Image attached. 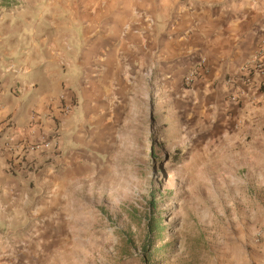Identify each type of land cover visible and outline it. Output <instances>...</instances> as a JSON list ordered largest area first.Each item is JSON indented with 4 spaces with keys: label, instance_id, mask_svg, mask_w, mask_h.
<instances>
[{
    "label": "rangeland",
    "instance_id": "obj_1",
    "mask_svg": "<svg viewBox=\"0 0 264 264\" xmlns=\"http://www.w3.org/2000/svg\"><path fill=\"white\" fill-rule=\"evenodd\" d=\"M17 2L0 9V90L35 49L65 51L66 40L79 54L87 44L80 16L89 0ZM91 7L114 10L115 1ZM159 84L148 92L139 82L119 99L115 86L99 88L105 157L95 175L70 185L68 220L41 222L34 252H9L0 264H264V138L229 119L233 105Z\"/></svg>",
    "mask_w": 264,
    "mask_h": 264
},
{
    "label": "crops",
    "instance_id": "obj_2",
    "mask_svg": "<svg viewBox=\"0 0 264 264\" xmlns=\"http://www.w3.org/2000/svg\"><path fill=\"white\" fill-rule=\"evenodd\" d=\"M113 1L114 10L81 13L87 44L79 54L66 40L65 51L54 43L41 54L35 49L0 90V225L6 221L15 230L0 231V262L9 252H34L41 222L46 229L49 220H68L70 185L95 175L105 157L98 131L103 120L95 113L99 88L115 86L119 99L139 82L151 92L158 81L159 92L205 94L222 108L230 105L226 82L264 47V0ZM203 59L204 73L185 86L184 76ZM257 94L256 103L233 105L228 117L264 138V86ZM60 96L79 102L76 123L62 119ZM59 122V156L25 149Z\"/></svg>",
    "mask_w": 264,
    "mask_h": 264
},
{
    "label": "built area",
    "instance_id": "obj_3",
    "mask_svg": "<svg viewBox=\"0 0 264 264\" xmlns=\"http://www.w3.org/2000/svg\"><path fill=\"white\" fill-rule=\"evenodd\" d=\"M204 65L205 60L203 59L199 66L193 68L184 76L183 84L187 87L190 86L197 79L200 71H204ZM226 83L229 87V93L226 98L229 104L239 107L245 100L256 103L258 100L257 93L264 86V47H260L255 55L242 65L238 77L231 78ZM252 91H256V93H251ZM60 101L62 104L60 113L64 120L72 115L76 104L73 98L67 99L64 96H60ZM60 123L55 124L46 138H42L38 143L27 144L25 149L27 151L51 150L59 156L61 154V149L59 148Z\"/></svg>",
    "mask_w": 264,
    "mask_h": 264
},
{
    "label": "trees",
    "instance_id": "obj_4",
    "mask_svg": "<svg viewBox=\"0 0 264 264\" xmlns=\"http://www.w3.org/2000/svg\"><path fill=\"white\" fill-rule=\"evenodd\" d=\"M17 3V0H0V9L9 10L15 8ZM154 230H156V233L160 234V230L154 224L149 225L150 233L154 232Z\"/></svg>",
    "mask_w": 264,
    "mask_h": 264
},
{
    "label": "bare ground",
    "instance_id": "obj_5",
    "mask_svg": "<svg viewBox=\"0 0 264 264\" xmlns=\"http://www.w3.org/2000/svg\"><path fill=\"white\" fill-rule=\"evenodd\" d=\"M96 0H89L90 4L85 7L86 10H91V3H94ZM95 5V4H94Z\"/></svg>",
    "mask_w": 264,
    "mask_h": 264
}]
</instances>
